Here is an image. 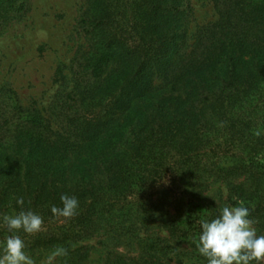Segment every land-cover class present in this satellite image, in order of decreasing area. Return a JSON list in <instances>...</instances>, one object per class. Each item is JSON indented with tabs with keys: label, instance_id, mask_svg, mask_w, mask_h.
<instances>
[{
	"label": "trees",
	"instance_id": "trees-1",
	"mask_svg": "<svg viewBox=\"0 0 264 264\" xmlns=\"http://www.w3.org/2000/svg\"><path fill=\"white\" fill-rule=\"evenodd\" d=\"M82 1L73 89L41 109L0 89V214L23 197L44 220L25 251L91 264L98 241L102 264H207L200 221L240 202L264 235V0H211L202 24L190 0ZM11 2L0 22L25 11ZM63 194L71 219L51 213Z\"/></svg>",
	"mask_w": 264,
	"mask_h": 264
},
{
	"label": "rangeland",
	"instance_id": "rangeland-1",
	"mask_svg": "<svg viewBox=\"0 0 264 264\" xmlns=\"http://www.w3.org/2000/svg\"><path fill=\"white\" fill-rule=\"evenodd\" d=\"M190 1L198 24L210 20L211 0ZM24 2V12L13 11L0 22V89L13 92L24 108H48L57 94H67L75 85L77 60L89 47L80 25L86 7L82 0H12L11 4ZM5 104L8 97L2 92L0 110ZM92 245L91 264H102L103 244ZM179 264L201 263L181 257Z\"/></svg>",
	"mask_w": 264,
	"mask_h": 264
},
{
	"label": "clouds",
	"instance_id": "clouds-1",
	"mask_svg": "<svg viewBox=\"0 0 264 264\" xmlns=\"http://www.w3.org/2000/svg\"><path fill=\"white\" fill-rule=\"evenodd\" d=\"M253 134L259 137L261 132L256 130ZM60 200L62 207H51L53 216L71 219L77 215L79 202L74 196L63 194ZM16 203L21 206L20 211L0 214V227L9 233L0 241V264H37L25 251L19 233L35 235L43 231V217L24 210L23 197L16 198ZM257 223L250 218V210L243 202L221 207L215 218L200 221L201 232L195 241L198 253L206 258L207 264H264V235L257 234ZM67 255L65 247L56 246L40 264H55L57 258Z\"/></svg>",
	"mask_w": 264,
	"mask_h": 264
}]
</instances>
